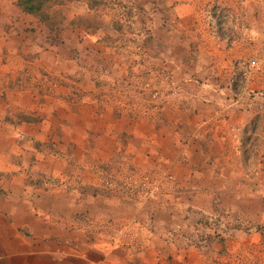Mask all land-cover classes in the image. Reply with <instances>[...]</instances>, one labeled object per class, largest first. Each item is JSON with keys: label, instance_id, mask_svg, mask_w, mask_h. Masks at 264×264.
Here are the masks:
<instances>
[{"label": "rangeland", "instance_id": "obj_1", "mask_svg": "<svg viewBox=\"0 0 264 264\" xmlns=\"http://www.w3.org/2000/svg\"><path fill=\"white\" fill-rule=\"evenodd\" d=\"M65 1L52 29L0 0V194L37 217V258L264 264V0ZM68 75L74 100L48 85ZM189 210L246 227L205 258Z\"/></svg>", "mask_w": 264, "mask_h": 264}, {"label": "trees", "instance_id": "obj_2", "mask_svg": "<svg viewBox=\"0 0 264 264\" xmlns=\"http://www.w3.org/2000/svg\"><path fill=\"white\" fill-rule=\"evenodd\" d=\"M90 7L97 0H83ZM65 0H15L16 5L25 12L31 13L36 16L41 22H43L49 28L55 29L60 24V21L63 20V9L65 8ZM89 29V24H84ZM42 45V44H40ZM45 74V73H43ZM21 78L20 75L17 76ZM28 75L24 76L26 80ZM67 79L62 78H53L48 82L49 86H57L58 84H62L63 87L67 88L64 93L69 99H77L80 96V88L76 83V79L73 76H66ZM255 121L254 119H249L247 123H245L241 127V141L250 140L252 144L255 139ZM243 145V144H242ZM242 150L246 151V149L242 146ZM225 146V152H226ZM261 161L263 166L260 167L262 173H264V152H260ZM253 172V171H250ZM258 171H254V175ZM93 190V189H92ZM225 216H229L227 212H225ZM216 218L213 217V222H210L208 216L205 214H196L194 210H189L187 214V220L189 226L185 228L182 232V235L187 238V240L193 243L196 247L199 248L201 253L205 255V258L208 257L210 251H218L226 253V240L227 236H229L228 231L231 228L238 227H246L239 226V222L225 220V224L223 226H219L217 222H215ZM231 231V230H230ZM255 231L259 234V244L257 246H262L264 244V222L258 223L255 225ZM213 242L218 243L219 247L215 249L213 247ZM251 246H256L255 243H250Z\"/></svg>", "mask_w": 264, "mask_h": 264}, {"label": "crops", "instance_id": "obj_3", "mask_svg": "<svg viewBox=\"0 0 264 264\" xmlns=\"http://www.w3.org/2000/svg\"><path fill=\"white\" fill-rule=\"evenodd\" d=\"M25 200L18 194H0V264H53V259L47 256H36L37 231L29 224L37 217L31 214ZM12 253L17 256H11Z\"/></svg>", "mask_w": 264, "mask_h": 264}]
</instances>
